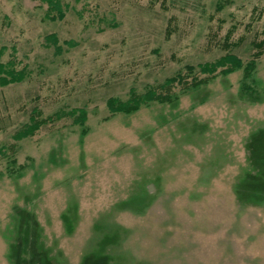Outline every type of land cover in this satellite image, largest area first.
Here are the masks:
<instances>
[{"label": "rangeland", "instance_id": "rangeland-1", "mask_svg": "<svg viewBox=\"0 0 264 264\" xmlns=\"http://www.w3.org/2000/svg\"><path fill=\"white\" fill-rule=\"evenodd\" d=\"M62 2L52 20L43 0H0V61L26 68L0 84V264H264V52L244 80L106 107L230 50L251 59L264 0ZM34 108L53 122L25 135ZM71 108L85 133L55 118Z\"/></svg>", "mask_w": 264, "mask_h": 264}, {"label": "trees", "instance_id": "trees-1", "mask_svg": "<svg viewBox=\"0 0 264 264\" xmlns=\"http://www.w3.org/2000/svg\"><path fill=\"white\" fill-rule=\"evenodd\" d=\"M47 3L46 17L48 19H60L64 14V3L62 0H43ZM220 7V4L217 5V8ZM54 34L48 36L52 37ZM55 39V38H53ZM70 44H74L70 42ZM252 45L255 47V51L252 53L251 59L242 62L240 57L232 52V50L227 51L218 59L212 62H205L198 64L197 71L205 74V76L199 77L198 75L193 74L190 80H185L184 76L180 73H175L168 78H166L161 84H159V89L149 86L143 92H136L134 90L130 91V96L126 100H122L118 97H109L106 100V107L110 114L114 113H129L138 109L142 104H146L150 101H170L175 95L173 93L172 87L178 82L182 84V87L189 88L195 87L199 84L207 82L210 78L214 77L218 72L226 74L234 70L239 66H242L243 70V80L248 78L253 69L255 68L256 58L264 52V38L254 41ZM1 55V48H0ZM186 71L193 72L195 67L190 64L185 65ZM26 68L25 66L17 70L14 66L13 60H8L6 62L0 61V84L5 85L11 82H17L22 80L25 77ZM242 88L245 91H251V86L242 84ZM32 112V111H31ZM70 114L72 119L71 122L78 124L81 127V132L85 133L87 127L85 126L86 120V110L84 108H71L69 111H63L55 114V118H59L60 114ZM52 116L40 117V111L33 109V113L30 115V123L24 128L23 132L25 135L33 134L34 131L39 128L41 125H44L47 122H53Z\"/></svg>", "mask_w": 264, "mask_h": 264}]
</instances>
